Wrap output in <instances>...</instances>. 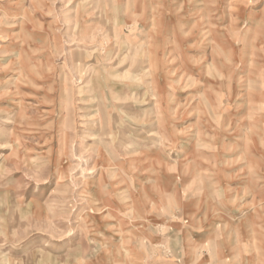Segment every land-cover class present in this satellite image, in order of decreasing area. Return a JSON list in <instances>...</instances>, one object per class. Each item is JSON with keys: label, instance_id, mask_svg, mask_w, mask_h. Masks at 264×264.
Segmentation results:
<instances>
[{"label": "rangeland", "instance_id": "374dc122", "mask_svg": "<svg viewBox=\"0 0 264 264\" xmlns=\"http://www.w3.org/2000/svg\"><path fill=\"white\" fill-rule=\"evenodd\" d=\"M205 2L0 0V264H264V0Z\"/></svg>", "mask_w": 264, "mask_h": 264}, {"label": "crops", "instance_id": "0c3cea01", "mask_svg": "<svg viewBox=\"0 0 264 264\" xmlns=\"http://www.w3.org/2000/svg\"><path fill=\"white\" fill-rule=\"evenodd\" d=\"M205 3H206L205 0H204V3H200V5L203 4L204 6L202 7V9L199 8V7H198V9L204 10V9H206V8H209V6H208V5H205ZM208 3H209V0H207V4H208ZM157 7H158V6H157ZM157 7H155L154 9H156ZM155 11H156V10H155Z\"/></svg>", "mask_w": 264, "mask_h": 264}, {"label": "bare ground", "instance_id": "6f19581e", "mask_svg": "<svg viewBox=\"0 0 264 264\" xmlns=\"http://www.w3.org/2000/svg\"><path fill=\"white\" fill-rule=\"evenodd\" d=\"M204 32H205V30H204ZM207 34V33H206ZM210 34V33H209ZM209 34H207V35H209ZM205 36V35H204Z\"/></svg>", "mask_w": 264, "mask_h": 264}]
</instances>
